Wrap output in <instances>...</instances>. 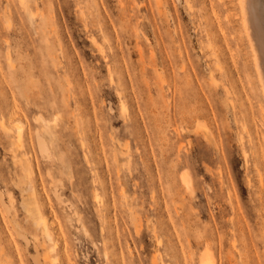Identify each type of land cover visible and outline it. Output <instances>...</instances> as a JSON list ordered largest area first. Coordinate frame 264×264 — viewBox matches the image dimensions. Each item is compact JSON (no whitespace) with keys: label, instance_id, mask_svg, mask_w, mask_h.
<instances>
[{"label":"rangeland","instance_id":"obj_1","mask_svg":"<svg viewBox=\"0 0 264 264\" xmlns=\"http://www.w3.org/2000/svg\"><path fill=\"white\" fill-rule=\"evenodd\" d=\"M0 121V264H264L239 0H0Z\"/></svg>","mask_w":264,"mask_h":264},{"label":"bare ground","instance_id":"obj_2","mask_svg":"<svg viewBox=\"0 0 264 264\" xmlns=\"http://www.w3.org/2000/svg\"><path fill=\"white\" fill-rule=\"evenodd\" d=\"M239 6L241 10L242 27L251 46L254 66L257 72L261 93L264 97V0H239ZM41 126L43 127L44 131H48V129L51 128V126H49L45 122V120H43ZM0 127L3 131H7V129H9L8 126L2 121H0ZM14 127L16 133L15 145L21 146L22 124L20 118L16 119V125ZM37 143L40 152L41 153L45 152L47 148L46 145L44 144L43 137L41 136V131H38ZM2 195L3 192L0 190V204L3 207V210L8 214V212L10 211L9 206H12L13 197L10 193H8L7 195L8 203H7L2 198ZM31 198L32 197L30 195L27 196L26 198H23L22 207L24 211L27 213L28 217L31 219L32 228L35 231H38V234H40L46 241L52 243L49 247L50 250L53 251L55 243L52 240L53 237H51L50 235L49 226H48L49 222L46 216L40 210V208L36 205L35 201L30 202ZM16 233L22 235L19 231H16ZM22 237H24V235H22ZM49 252H47L48 254L46 253V255L44 256H48ZM37 254H39L38 251L36 255ZM200 264H213V263L212 260H210V257L206 255L201 258Z\"/></svg>","mask_w":264,"mask_h":264}]
</instances>
